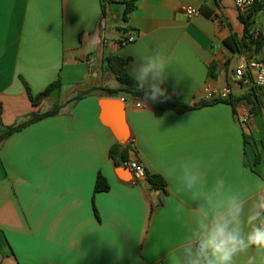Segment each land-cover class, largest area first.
<instances>
[{"label":"crops","instance_id":"1","mask_svg":"<svg viewBox=\"0 0 264 264\" xmlns=\"http://www.w3.org/2000/svg\"><path fill=\"white\" fill-rule=\"evenodd\" d=\"M125 1L135 4L126 20ZM187 7L198 14L188 17ZM110 12L101 19L100 0H0L2 125L60 106L0 144V264H186L230 199L244 218L261 200L264 103L252 110V82L233 74L242 62L264 60V44H241L239 15L257 31L264 13L240 12L232 0H115ZM112 54L127 59L129 75L144 57L168 61L163 102L191 107L206 87L229 91L228 100L189 110L116 98L124 100L129 159L159 175L164 191L134 183L109 157L117 140L99 100L110 98L103 88L118 87L104 59ZM58 78L60 87L34 107L23 82L37 95ZM98 173L107 191L94 192ZM249 258L264 264V251L249 248L233 264Z\"/></svg>","mask_w":264,"mask_h":264},{"label":"clouds","instance_id":"2","mask_svg":"<svg viewBox=\"0 0 264 264\" xmlns=\"http://www.w3.org/2000/svg\"><path fill=\"white\" fill-rule=\"evenodd\" d=\"M168 63L157 54L144 57L142 62H134L131 66L130 75L145 101L167 99V90L162 85ZM245 225L246 233L243 231ZM249 248L264 251V199L253 206L246 218L242 205L230 199L221 211L213 214L201 238L189 251L186 264H233L234 257ZM248 264H253L252 258Z\"/></svg>","mask_w":264,"mask_h":264},{"label":"trees","instance_id":"3","mask_svg":"<svg viewBox=\"0 0 264 264\" xmlns=\"http://www.w3.org/2000/svg\"><path fill=\"white\" fill-rule=\"evenodd\" d=\"M115 2V0H100V6H101V19H108L111 15L110 7ZM125 9H124V15L123 19H127V15L135 8V4L133 1H125L124 2ZM205 7H202L200 9L201 12H203ZM252 9V12H260L262 11L264 13V1L255 3L253 6L250 7ZM240 21L244 24V33L242 37V45L250 47L251 45L254 47L255 50H258L261 48V46L264 44V30H257L252 31L251 30V21L249 16H242L239 15ZM230 40H226V43L229 44ZM122 44L124 42L122 41ZM106 62V69L112 73L115 80L118 83V87L116 88H103L102 90L105 92L107 97L110 98H123L126 100L127 98H130L132 100H139L143 98V93L138 91L135 87L134 79L127 73L125 69V65L127 63V59H122L118 57L117 55H107L105 58ZM247 79H249L251 82V77L248 73L245 75ZM24 87L26 89L28 98L32 105L36 107L43 99L49 96V94L54 90L60 87V80L59 78L52 82L50 85H48L42 92L38 93L37 95H33L26 83H24ZM251 93L248 94L251 97V108L252 110L255 108L256 110L263 105L264 103V89H260L257 87H254L252 85ZM91 94V91L84 92L80 94L79 96L75 97L74 100H78L81 97H85L87 95ZM249 99V98H248ZM225 100H228L225 99ZM216 102V100H201L194 104L193 106H185V105H179L171 102H155L159 103L164 106L169 107H177L181 110H189V109H195L199 107L209 106L213 105ZM231 103V100H229ZM60 106H56L53 110L45 112V113H37L33 112L30 116L27 117V119L22 122L18 123L12 126L4 127L1 122V106H0V144L7 139L11 134L18 132L25 128L26 126L39 121L45 117L56 115L59 113ZM244 141L246 143H251L253 147H255V142L251 139L249 135H244ZM261 144L264 147V136L261 138ZM132 151V148L126 143V144H120L118 142H115L109 149V157L113 161L115 166H125V163L128 162L129 159V153ZM145 180L150 184L151 188L154 190H160L164 191L165 183L164 180L159 175H149L146 173ZM108 184L106 183L105 179L101 176L100 173L96 176L95 186H94V192L99 191H107L108 190ZM161 205V204H160ZM153 212V208H150V214Z\"/></svg>","mask_w":264,"mask_h":264},{"label":"built area","instance_id":"4","mask_svg":"<svg viewBox=\"0 0 264 264\" xmlns=\"http://www.w3.org/2000/svg\"><path fill=\"white\" fill-rule=\"evenodd\" d=\"M264 0H232L234 6L240 11L244 12L248 10L255 3L263 2ZM186 14L188 17H192L198 14V10L193 7L186 8ZM134 40V36H129L123 39L124 44L131 42ZM248 73L252 80V85L254 87L264 89V60L254 61L250 60L248 62L240 63L236 69L234 70V78L235 80H241L244 75ZM204 99L207 101L211 100H225L229 96V91H219L212 88H204ZM123 100V99H122ZM124 101V100H123ZM136 107H140L139 103L135 104ZM125 166L131 171L133 176V182H139L141 180H145L146 171L143 166L136 160H129L125 163ZM261 199H264V190L261 196Z\"/></svg>","mask_w":264,"mask_h":264},{"label":"water","instance_id":"5","mask_svg":"<svg viewBox=\"0 0 264 264\" xmlns=\"http://www.w3.org/2000/svg\"><path fill=\"white\" fill-rule=\"evenodd\" d=\"M99 107L102 123L110 128L118 143L126 144L129 134L125 121L124 101L116 98H102L99 100Z\"/></svg>","mask_w":264,"mask_h":264},{"label":"rangeland","instance_id":"6","mask_svg":"<svg viewBox=\"0 0 264 264\" xmlns=\"http://www.w3.org/2000/svg\"><path fill=\"white\" fill-rule=\"evenodd\" d=\"M120 22H122V21L120 20Z\"/></svg>","mask_w":264,"mask_h":264}]
</instances>
